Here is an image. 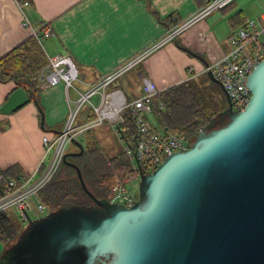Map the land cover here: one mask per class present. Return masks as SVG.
<instances>
[{"label":"water","instance_id":"obj_1","mask_svg":"<svg viewBox=\"0 0 264 264\" xmlns=\"http://www.w3.org/2000/svg\"><path fill=\"white\" fill-rule=\"evenodd\" d=\"M209 76L219 83L212 72ZM16 82V81H14ZM246 108L228 106L150 173H139L131 206L97 198L66 151L92 204H71L29 220L0 264H264V58L248 74ZM16 87L0 105L9 114L29 101ZM31 98L40 113L43 112Z\"/></svg>","mask_w":264,"mask_h":264},{"label":"crops","instance_id":"obj_2","mask_svg":"<svg viewBox=\"0 0 264 264\" xmlns=\"http://www.w3.org/2000/svg\"><path fill=\"white\" fill-rule=\"evenodd\" d=\"M27 1L26 5L18 8L16 0H0V57L33 36L32 32L23 26L26 18L39 35L44 28L50 31V35L42 36L40 39L46 56L57 54L71 57L77 68L78 84L82 90L87 84L96 81L100 75L125 64L158 42L168 28L190 18L206 2V0ZM238 12L242 11H235L228 16L229 33L232 30L230 18ZM208 16L185 29L173 40L148 53L126 72L120 86L128 100L141 94L143 78L152 81L158 90H163L206 72L210 56L204 57L205 55L195 53L193 47L203 48L201 36L204 35L206 40L205 34L212 32L213 26L209 24ZM220 48L221 55L222 51L224 53L227 50L226 40ZM36 84L40 88L37 91L41 92L36 96V91L34 97L44 115L43 127L40 125V113L29 92L27 94L30 99L25 105L9 114L0 112V175H3L4 179L13 177L22 179L32 172L43 153L42 136L52 138L65 123L69 106L64 85L58 83L55 86L41 87L38 81ZM16 87L13 80L0 82V105ZM89 111L88 107L84 108V112L78 118V121L81 120L80 123L87 119ZM100 126L113 130L110 123H103ZM2 193L3 182H0V195ZM11 210L14 209L8 210L6 214L12 221L9 214ZM2 249L0 241V253Z\"/></svg>","mask_w":264,"mask_h":264},{"label":"built area","instance_id":"obj_3","mask_svg":"<svg viewBox=\"0 0 264 264\" xmlns=\"http://www.w3.org/2000/svg\"><path fill=\"white\" fill-rule=\"evenodd\" d=\"M234 0H206L187 20L168 28L164 36L155 44L142 51L134 58L117 66L110 72L100 75L96 81L79 90L75 82L79 81L77 68L69 55H47V64L36 74L35 81L41 87L55 86L62 83L68 102V112L62 129L52 138L42 136L43 153L34 170L20 180L4 179L3 193L0 195V212L10 209L18 211L23 220L45 216L46 206L37 198L55 176L62 163L63 155L72 139H79L87 129L110 123L118 135L125 156L137 176L130 179L127 186L116 184L107 195L110 202L131 206L139 198V173H150L165 157L175 151H186L192 141L184 134L163 131L152 120L151 124L144 115L152 111L154 96L158 93L155 84L143 78L141 94L128 100L120 86L126 72L134 67L148 53L173 40L191 25L210 15L216 10L225 8ZM27 0H16L18 8L26 5ZM23 26L40 42L42 36L50 35L43 29L41 35L34 30L24 18ZM227 50L210 62L205 71L210 70L225 89L232 109L243 111L251 97L247 86L248 74L264 58V15L257 19L247 20L243 25L230 31L226 38ZM88 107L93 117L78 123L81 111ZM125 110L130 111V126L126 127ZM201 128L197 130L200 131ZM32 219V218H31Z\"/></svg>","mask_w":264,"mask_h":264},{"label":"trees","instance_id":"obj_4","mask_svg":"<svg viewBox=\"0 0 264 264\" xmlns=\"http://www.w3.org/2000/svg\"><path fill=\"white\" fill-rule=\"evenodd\" d=\"M241 15L242 13L238 12L230 18L232 29L247 21L240 18ZM46 64L47 57L40 42L31 36L0 57V82L16 81L17 87H22L34 95L39 89L34 77ZM205 77H210L208 71L196 78H189L158 91L154 96L152 111L149 116L144 115L145 119L150 124L152 120L165 132L184 134L193 141L197 130L218 113L198 88L199 83H204ZM89 112L87 119L93 117L92 111ZM123 115L126 118L125 126H130L129 120L132 118L130 111L125 110ZM71 145L74 148L67 151H78L75 145L72 143ZM67 160L79 167L86 187L97 198L107 199V195L116 184L127 186L130 179L137 176L136 170L132 168L123 150L108 155L94 148L89 152L84 150L77 156H68ZM5 175L8 176L6 173ZM13 179L20 178L13 177ZM85 199L91 200L82 189L75 169L63 161L50 183L38 195V200L48 211L65 205L85 204ZM6 212H0V241L3 246L0 255L14 244L20 233Z\"/></svg>","mask_w":264,"mask_h":264},{"label":"rangeland","instance_id":"obj_5","mask_svg":"<svg viewBox=\"0 0 264 264\" xmlns=\"http://www.w3.org/2000/svg\"><path fill=\"white\" fill-rule=\"evenodd\" d=\"M239 10L242 11V15L240 16V18H244L245 20L257 19L261 15H264V0H234V2H232V4L227 8L214 11L207 17L209 24L213 26L212 32H208L207 34H205L206 40L204 39V35L201 36V43L203 44V48L193 47L195 53L202 56L205 55L204 57L210 56V62L219 57L221 52L220 45L223 44V41L226 40V35H228L229 33V26L227 24V21L229 19L228 16H230V14H232L233 12ZM198 36L200 39V32L198 33ZM75 85L79 88L78 82H75ZM198 85L200 93L211 105L215 107L217 112H220L228 106V100L221 85L214 81L211 77H205L204 83H199ZM79 90L82 89L79 88ZM40 92L41 91H37L36 96H38ZM35 101L39 106L36 98ZM82 112H84V110ZM80 122L81 120L78 121V123ZM113 130L110 128H105L104 126L92 127L85 130L80 135V138L78 140L82 142L85 151L89 152L95 148L100 149L104 154L111 155L123 149L121 144L119 143L118 135ZM73 148L74 146H70V144L67 147L68 150ZM84 203L86 205H90L92 204V201L85 199ZM28 213L33 219V212L30 210ZM9 214L17 230L21 231L28 225L29 220H23L19 216L17 210H11Z\"/></svg>","mask_w":264,"mask_h":264}]
</instances>
